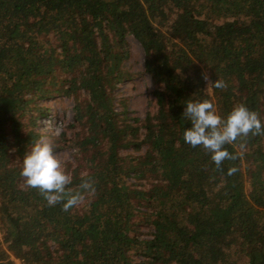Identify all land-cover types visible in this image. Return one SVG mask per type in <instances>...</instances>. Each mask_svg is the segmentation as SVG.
I'll list each match as a JSON object with an SVG mask.
<instances>
[{
    "label": "trees",
    "instance_id": "trees-1",
    "mask_svg": "<svg viewBox=\"0 0 264 264\" xmlns=\"http://www.w3.org/2000/svg\"><path fill=\"white\" fill-rule=\"evenodd\" d=\"M129 34L153 86L144 117L116 106ZM205 73L227 87L206 91ZM59 96L86 168L66 187L95 189L68 211L20 175ZM204 99L264 123V0H0V264H264V135L217 169L183 135Z\"/></svg>",
    "mask_w": 264,
    "mask_h": 264
},
{
    "label": "clouds",
    "instance_id": "clouds-1",
    "mask_svg": "<svg viewBox=\"0 0 264 264\" xmlns=\"http://www.w3.org/2000/svg\"><path fill=\"white\" fill-rule=\"evenodd\" d=\"M206 91L225 89L227 84L221 79L212 81L205 73ZM184 117L191 122V127L184 131V140L193 148L201 146L211 153V160L217 169L222 168L225 160H235L237 156L226 149V145L234 144L238 138L264 135V123L257 112L250 110L244 103L236 104L226 118L217 113L214 104L204 99L202 101L188 100ZM53 143L50 137L41 133L23 157V167L20 173L26 187L38 189L48 206L62 203V210L68 211L85 199V195L94 194L93 181L82 177L80 191L67 189L72 177L66 173L58 155H54ZM235 168L229 170L231 175Z\"/></svg>",
    "mask_w": 264,
    "mask_h": 264
},
{
    "label": "rangeland",
    "instance_id": "rangeland-1",
    "mask_svg": "<svg viewBox=\"0 0 264 264\" xmlns=\"http://www.w3.org/2000/svg\"><path fill=\"white\" fill-rule=\"evenodd\" d=\"M126 40L130 56L125 61V67L131 72V79L122 81L117 86L116 106L123 109L124 104L131 115L144 117L153 89L151 77L145 70L146 53L134 36L129 34ZM209 92L212 94L213 90ZM45 105L48 114L39 120L37 129L50 137L54 155H58L64 170L70 168L71 173L74 168L80 166L86 171L84 157L77 155V151L69 145L71 131L67 130V135L60 138L73 117L72 100L59 96L48 100ZM144 231L149 233L147 229Z\"/></svg>",
    "mask_w": 264,
    "mask_h": 264
},
{
    "label": "built area",
    "instance_id": "built-area-1",
    "mask_svg": "<svg viewBox=\"0 0 264 264\" xmlns=\"http://www.w3.org/2000/svg\"><path fill=\"white\" fill-rule=\"evenodd\" d=\"M14 261H15V264H24V261L20 258H15L13 257Z\"/></svg>",
    "mask_w": 264,
    "mask_h": 264
}]
</instances>
